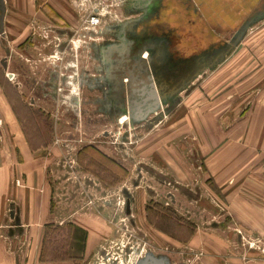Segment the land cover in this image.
<instances>
[{
  "label": "rangeland",
  "instance_id": "rangeland-1",
  "mask_svg": "<svg viewBox=\"0 0 264 264\" xmlns=\"http://www.w3.org/2000/svg\"><path fill=\"white\" fill-rule=\"evenodd\" d=\"M140 1L86 0L88 13L100 17L94 26L86 22L89 14L79 25L58 28L38 19L19 36L0 20V103L11 115L9 120L0 106V145L12 147L7 135L15 129L30 149H41L35 157L46 166L53 212L62 223L49 227L44 258L50 249L68 253L78 243L65 216L82 209L80 217L90 218L95 231V248L84 258L82 251V264H202L197 251L180 244L187 232L179 226L195 222L182 210L191 211L200 194L226 209L210 196L199 149H215L227 165L248 162L235 176L249 171L264 180V135L257 139L241 127L252 104L264 97V12L227 36L218 56L204 55L183 87L168 90L133 85L118 68L127 57L147 55L134 53L124 35L136 13L125 7L142 6ZM197 99L205 101L194 104ZM12 181L22 185L21 177ZM137 202L150 212L145 220ZM14 211L10 206L12 221ZM233 225L235 233L239 228L248 236L264 234L234 220ZM74 226L78 236H86L82 226ZM236 236L243 249L237 252L264 255V243Z\"/></svg>",
  "mask_w": 264,
  "mask_h": 264
},
{
  "label": "crops",
  "instance_id": "crops-1",
  "mask_svg": "<svg viewBox=\"0 0 264 264\" xmlns=\"http://www.w3.org/2000/svg\"><path fill=\"white\" fill-rule=\"evenodd\" d=\"M85 1L0 0L1 25L8 24L6 30L19 36L25 33L24 27L32 20L49 21L57 28L68 24L79 25L89 14ZM142 2V6L136 7L130 3L125 7L131 11L136 10V13L128 18L124 35L130 38L129 48L136 49L134 53L139 50L147 55L135 59L127 57L118 68H121L120 74L125 73L133 85L147 82L152 85L151 88L168 90L176 88L180 83V87H183L189 80L187 77L194 74L201 65L200 59L204 55L218 56L227 36L246 23L257 21L258 16L264 12V0ZM116 51L111 57H114ZM263 98L252 104L241 126L247 131L251 129L254 136L256 133L257 139L264 135V113L261 111L262 107L264 109ZM198 100H194V104ZM204 101L199 100L201 103ZM238 104L240 102L234 106ZM0 106L10 120L9 110L6 114L5 106L2 103ZM194 118L199 120L196 114ZM21 133V130L20 134L15 129L13 133L9 131L7 140L12 143V147L9 145L7 149L0 145V264H82L84 259H41L45 233L49 227L55 226L52 225L55 222L62 223L55 219L56 214L53 212V191L46 176V166L40 165L41 159L35 157L41 149H30ZM259 142L261 140H257V145ZM248 148L253 149V146ZM215 151L212 148L199 149V155L204 158L203 164L208 170L205 181L212 192L210 196L216 197L226 211H220L208 198L203 200L200 194L194 200L195 205L191 211L182 210L190 214V221L193 218L195 222L194 225L181 224L180 233L187 234L182 242L176 241L185 248L197 251L202 264H264L262 254L248 252L242 255L243 249L239 246L233 225L234 220L243 227L259 231L258 234L264 233V180L250 176L253 172L249 171L236 177V169L246 170L248 162L237 163L239 167L233 163L227 165L226 161H218ZM242 165H245L244 168H241ZM17 176L22 179L21 186H16L12 181V177ZM196 201L200 202L199 206ZM137 203V214H144L145 220L147 208ZM13 205L15 221L11 220L13 218L9 214L10 206ZM81 211L84 210H74L65 217L71 218L67 220L69 223L82 226L87 232L84 258L95 248V231L91 229L90 218L86 220L80 217L84 216ZM151 227L164 237H169L167 232ZM160 242L165 244L168 240ZM235 248H240L241 252Z\"/></svg>",
  "mask_w": 264,
  "mask_h": 264
},
{
  "label": "trees",
  "instance_id": "trees-1",
  "mask_svg": "<svg viewBox=\"0 0 264 264\" xmlns=\"http://www.w3.org/2000/svg\"><path fill=\"white\" fill-rule=\"evenodd\" d=\"M147 212H148V210H146V217L150 214V212H148V213ZM147 220H148V218H147ZM148 222H149V220H148ZM71 227L74 228V232L72 234V237L76 241H78V243H74V244L71 243L70 244L71 246H69L70 250L68 251V253L60 252V251H58V249H55V250L50 249L49 250L50 253L47 255V258H44V253L46 250H48L47 245L49 243V241H48L49 236H47L48 233L46 232L47 234L45 233L44 239H43V246H42V250H41V259H50V260L81 259L80 255H81L82 251L84 250L85 236H78L79 233H77V230H79V229L76 228L74 225H72Z\"/></svg>",
  "mask_w": 264,
  "mask_h": 264
},
{
  "label": "built area",
  "instance_id": "built-area-1",
  "mask_svg": "<svg viewBox=\"0 0 264 264\" xmlns=\"http://www.w3.org/2000/svg\"><path fill=\"white\" fill-rule=\"evenodd\" d=\"M82 4H80V7H81ZM100 21V17H99V14L97 12H92V13H89L87 19H86V22L88 23V25H97ZM236 232L240 235L241 239H250L248 241L249 242H252V244L256 243V244H259V243H264V234L263 235H258V236H248V235H245L243 233V231H241L239 228H236Z\"/></svg>",
  "mask_w": 264,
  "mask_h": 264
},
{
  "label": "flooded vegetation",
  "instance_id": "flooded-vegetation-1",
  "mask_svg": "<svg viewBox=\"0 0 264 264\" xmlns=\"http://www.w3.org/2000/svg\"><path fill=\"white\" fill-rule=\"evenodd\" d=\"M4 95L7 97L8 99V89L4 86V91H3ZM10 94V93H9Z\"/></svg>",
  "mask_w": 264,
  "mask_h": 264
}]
</instances>
